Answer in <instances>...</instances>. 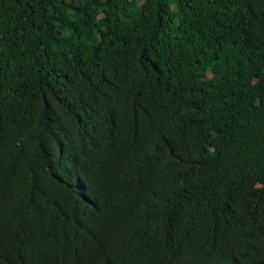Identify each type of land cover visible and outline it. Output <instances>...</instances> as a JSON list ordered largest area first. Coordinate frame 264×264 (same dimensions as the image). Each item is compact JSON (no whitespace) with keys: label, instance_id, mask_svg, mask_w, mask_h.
<instances>
[{"label":"trees","instance_id":"obj_1","mask_svg":"<svg viewBox=\"0 0 264 264\" xmlns=\"http://www.w3.org/2000/svg\"><path fill=\"white\" fill-rule=\"evenodd\" d=\"M0 264H264V0H0Z\"/></svg>","mask_w":264,"mask_h":264},{"label":"rangeland","instance_id":"obj_2","mask_svg":"<svg viewBox=\"0 0 264 264\" xmlns=\"http://www.w3.org/2000/svg\"><path fill=\"white\" fill-rule=\"evenodd\" d=\"M65 179L67 182L72 183L74 185H77L76 181L74 179L70 178L68 175H66V173H65Z\"/></svg>","mask_w":264,"mask_h":264}]
</instances>
